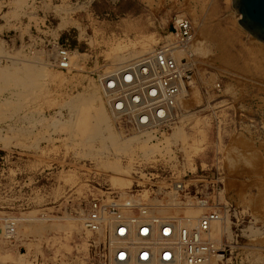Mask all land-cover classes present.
Instances as JSON below:
<instances>
[{
  "label": "rangeland",
  "instance_id": "374dc122",
  "mask_svg": "<svg viewBox=\"0 0 264 264\" xmlns=\"http://www.w3.org/2000/svg\"><path fill=\"white\" fill-rule=\"evenodd\" d=\"M210 1L0 0V264H102L68 218L91 196L118 194L148 177L165 184L186 171L187 179L201 180L200 193L244 219L233 242L223 238L226 263L264 264V75L226 66L205 39L175 122L154 138L115 125L96 83L119 63L115 54L139 57L162 42L174 15L187 16L197 37L191 12L207 20ZM228 1L216 0L221 24L237 15ZM54 7L70 10L71 19ZM53 35L86 55L80 69L47 65L42 47ZM248 41L254 39L245 33L238 43ZM215 83L218 92L211 91ZM129 179V188L117 185ZM4 220L14 222L11 240L1 233Z\"/></svg>",
  "mask_w": 264,
  "mask_h": 264
},
{
  "label": "built area",
  "instance_id": "2783aa9c",
  "mask_svg": "<svg viewBox=\"0 0 264 264\" xmlns=\"http://www.w3.org/2000/svg\"><path fill=\"white\" fill-rule=\"evenodd\" d=\"M30 33L27 43L33 48L37 37ZM193 42L191 20L177 14L171 19L163 41L148 53L97 74L101 98L115 125L125 126L136 135L154 137H161L171 129L186 84L194 75L196 58L189 51ZM42 50L54 55L50 59L54 60V67L70 70L71 52L59 38H50ZM220 88V83H215L211 91L218 92ZM189 174L174 173L163 186L157 184L158 177H148L147 191L159 201L156 205L139 197L142 189L137 185L129 190L127 197L91 196L81 213L83 229L91 236L92 258L103 264H208L212 259L215 264H227L228 245L218 246L202 235L210 232L213 223L224 224L226 211L231 231L244 219L230 207L214 205L211 197L197 190V182L201 180L187 179ZM211 183L218 186L219 178ZM189 204L212 208L198 217L158 213ZM3 225V237L13 239L14 222L4 220Z\"/></svg>",
  "mask_w": 264,
  "mask_h": 264
},
{
  "label": "bare ground",
  "instance_id": "6f19581e",
  "mask_svg": "<svg viewBox=\"0 0 264 264\" xmlns=\"http://www.w3.org/2000/svg\"><path fill=\"white\" fill-rule=\"evenodd\" d=\"M200 1H202V3L204 4V0H200ZM229 1L231 2V0H229ZM209 4H210V7L207 10V13L204 12L207 15V20H205V21H203V19L201 21V19H199V15L197 16L195 14V12L191 10L192 11L191 13L193 15L192 16L193 20L197 24V35H196L197 37H194V42L189 47L190 53L194 54L195 51L196 52L197 51H199V52L203 51V48L201 47V45H203L204 41H206L205 39L208 38L212 43H214L216 45V49L219 50V59L226 66H228V67H230L232 69L237 68V67L239 69V67H240L241 71L245 72L246 74H250V75H252V74H254V75L256 74L257 76H260L262 74L264 75V43L259 42L258 40L254 39L253 37L252 38L254 39V41H248V43H247L248 45L247 44L238 43L240 41L241 36L244 35L245 33H247L238 23V20L241 19V15L237 14L235 17L232 16V17L228 18L227 20H225V22H226L225 24H221L220 21L218 19H216L217 7H218L216 0H211ZM204 5H206V4H204ZM231 5H232V2H231ZM201 6H200V8H201ZM54 8H55L56 12H64L65 15H66L65 17H68L69 19H71V17L69 16V12H71L70 10L65 9V8H60V7H54ZM82 8H83V6H79V7H76L74 9H82ZM60 20H61V18H60ZM59 24L60 23H58V25L56 26L55 30H57ZM59 27H61V26H59ZM65 28H67V27H65ZM54 37L56 38V36H54ZM210 41H208V42H210ZM199 45H200V47H199ZM236 45H238L240 47L239 50H235L236 49ZM113 48L114 47H112L111 49H113ZM117 50L118 49H115L114 53L117 52ZM145 52H147V51H145ZM135 53L138 54L139 52L136 51ZM33 54H34V52L32 53V55ZM45 54H46L45 58L47 60L46 61L47 65L52 66L54 64L53 63L54 60L52 62H49L48 60L49 59H54V55L46 53V52H45ZM136 57L137 56L133 57V55H131L130 53H128L126 56L124 55L123 57H121V56L118 57V55L115 54V56H113V58H114V60L116 62L118 61L119 63L117 62L118 63L117 65L110 64L109 67L104 69V72H106L107 70H110V69L118 68V67H120V66H122L124 64H127V63L135 60ZM139 57H140V55H139ZM85 58H86L85 54H78L77 52H72L71 53V57H70L71 68H70V70H68V72H70L73 68H76V67H78L80 69V66H79L78 62L80 60L85 59ZM131 58H135V59L130 60ZM36 59L37 58H35V60ZM60 71L63 72L62 70H60ZM65 72H67V71H65ZM190 80H191V77L189 78L188 83L186 85H191L192 84L191 82L193 80H191V81ZM189 91L191 93H193L192 94V95H194L193 99L195 97L198 98V95L195 94L196 93L195 86H192L189 89ZM187 96H188V91H187ZM185 97H186V90H184V92H183V97H182L181 101H183V98H185ZM197 100H199V99H197ZM180 106H181V104H180ZM104 108H105V106H104ZM105 110H106V108H105ZM106 112H107V110H106ZM106 115H109V113L107 112ZM109 117H110V115H109ZM144 135L151 136V134H144ZM144 135H141V136H144ZM152 137L154 138V136H152ZM262 162H264V161H262ZM262 164H261L262 166H260V167H263L261 169H263L262 172H263V175H264V163H262ZM148 182H149V180H147L146 183H142L141 185L137 184V186H139V188L142 189L141 193H138V192L137 193L139 194L140 198L147 200L151 204L155 203V205H156L159 201H157V199H155V198H152L150 196L149 191H147ZM117 185L125 186L124 188H129L131 186V180L129 179V180L125 181L124 183L119 180L117 182ZM158 185L163 186L164 183H162V184L158 183ZM132 188H133V186H132ZM130 189H126L125 191L118 193V196L127 197L129 195L128 192H129ZM262 193H263V195H262V198L260 200L264 203V191ZM203 194H206L209 197H211V195L209 193H207V192H203ZM111 195L112 194L100 195V196H106V197L110 198L109 196H111ZM217 195H219V193ZM187 197L190 199L191 195L187 196ZM188 201H191V200H188ZM213 203L216 206H222V207L224 206V204H219V203L217 204L215 201ZM225 206L227 207V205H225ZM82 208H83V206L78 209V211L76 213L77 217L68 218V220L71 221V220H75L76 219V221L80 225V229L85 234H87L89 236V247H90L91 236H90V234L87 231H85L83 229V222H82L83 220H82V213H81L82 212ZM211 208H212L211 206H208V207H196V206H192V204H189L188 207H185V208H182V209H171V210L165 209V210H159L158 213L162 214V215H173V216H179V215L185 214V215L190 216V217H198L199 215L209 211ZM213 208H215V207H213ZM217 209H220V208H217ZM225 215H226V222L224 224L213 223V225L211 226L210 232L208 234L202 235V237L203 238L209 237V239L213 243L218 245V246H220L222 243H224L223 242V238H226L229 243L233 242L235 240V236H233L232 231L230 230L231 223H230L228 211H226ZM26 219H28V218H26ZM41 220H43V222H44L45 217L42 216ZM249 229H251V228H249ZM253 231L252 230L248 231V232H250V235H248L249 237L252 236L253 234H255V233H253ZM231 249H233V247ZM228 260H230V259L228 258L227 261ZM98 262L102 263L100 260H98ZM208 264H215V260L212 259L211 262H209Z\"/></svg>",
  "mask_w": 264,
  "mask_h": 264
},
{
  "label": "water",
  "instance_id": "95a60500",
  "mask_svg": "<svg viewBox=\"0 0 264 264\" xmlns=\"http://www.w3.org/2000/svg\"><path fill=\"white\" fill-rule=\"evenodd\" d=\"M232 8L241 15L239 25L248 35L264 43V0H231Z\"/></svg>",
  "mask_w": 264,
  "mask_h": 264
},
{
  "label": "crops",
  "instance_id": "0c3cea01",
  "mask_svg": "<svg viewBox=\"0 0 264 264\" xmlns=\"http://www.w3.org/2000/svg\"><path fill=\"white\" fill-rule=\"evenodd\" d=\"M63 30V29H60V31Z\"/></svg>",
  "mask_w": 264,
  "mask_h": 264
}]
</instances>
